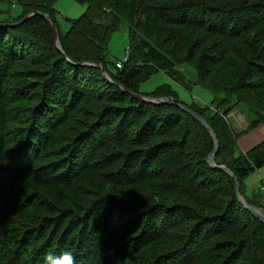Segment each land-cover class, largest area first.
Instances as JSON below:
<instances>
[{
  "label": "trees",
  "instance_id": "16d2710c",
  "mask_svg": "<svg viewBox=\"0 0 264 264\" xmlns=\"http://www.w3.org/2000/svg\"><path fill=\"white\" fill-rule=\"evenodd\" d=\"M56 1L0 0V264L62 251L76 264H264V223L207 162L210 132L131 94L201 116L215 164L264 214L243 184L264 165V141L238 146L264 124V0H75L86 10L65 31ZM31 11L53 18L60 49L41 14L14 24ZM122 25L118 68L107 43ZM157 72L211 101L186 103L168 83L139 91ZM234 109L247 117L239 131Z\"/></svg>",
  "mask_w": 264,
  "mask_h": 264
},
{
  "label": "rangeland",
  "instance_id": "374dc122",
  "mask_svg": "<svg viewBox=\"0 0 264 264\" xmlns=\"http://www.w3.org/2000/svg\"><path fill=\"white\" fill-rule=\"evenodd\" d=\"M16 2V1H15ZM15 9V5L13 6ZM12 8V9H13ZM13 9V10H14ZM55 10L57 11V22L59 29L65 31L69 27L68 19H75L81 16L85 10L86 5L80 4L75 0H57L55 3ZM129 36L126 30V26L122 25L119 30L112 33L110 36L107 47L113 60H123L126 50L128 49ZM188 68V67H186ZM194 72L192 69H187L186 74ZM168 83L177 92L179 98L186 102L192 103L193 101L198 104L204 105L211 101L212 94L203 89L202 87L195 85L191 87V90H187L176 83H173L168 76L163 72H157L153 74L149 79L142 82L139 86V91L143 93H151L158 86ZM229 121L232 123L233 128L237 131L247 126L246 113H241L239 110L234 109L229 114ZM264 176V165L254 172L250 173L243 179V184L247 189V192L257 191L259 188L262 177ZM262 212V209L260 210ZM263 213V212H262Z\"/></svg>",
  "mask_w": 264,
  "mask_h": 264
},
{
  "label": "water",
  "instance_id": "95a60500",
  "mask_svg": "<svg viewBox=\"0 0 264 264\" xmlns=\"http://www.w3.org/2000/svg\"><path fill=\"white\" fill-rule=\"evenodd\" d=\"M34 14H41L46 19H48V21L50 22V24H51V26L53 28V31H54V36H55V39H56V45L60 49L59 37H58V32H57L56 25L54 23L53 18H51L46 13H39V12L31 11L23 19H21L20 21L14 23V24L15 25H18L21 22H23L26 18H28V17H30V16H32ZM100 67H101V70H102V73L104 74V76L107 77V79L109 81H111L110 78L107 76V74L105 72V68L102 65H100ZM131 94L134 95V96H136L137 98L142 99V100H145L147 102H152V103H156V104L157 103H172V104H176L181 109H183L184 111H186L188 114H190L191 116H193L196 120H198L201 123V125L207 131L210 132V134L212 135L213 140H214V148H213L212 152L210 153V155L207 157V162L212 167L219 168V169L225 171L226 173H228L229 175H231L233 177V179L235 181V194H236L238 200L243 204V206H244L245 209H247L248 211H250L257 219H259L260 221H262L264 223V214L259 209L255 208L253 206H250L249 204H247L244 201V199L242 198V196L240 194V191H239V187L240 186H239L238 179L233 175V173L226 166H224V165H216L215 164V155H216L217 150H218V141L216 139L215 134L211 131L210 127L207 125V123L205 122V120L201 116H199L196 112H194L193 110H191L190 108H188L186 105L176 102V100L173 99V98H160V99H155V98H150V97H146V96L139 95V94H135V93H131Z\"/></svg>",
  "mask_w": 264,
  "mask_h": 264
},
{
  "label": "crops",
  "instance_id": "0c3cea01",
  "mask_svg": "<svg viewBox=\"0 0 264 264\" xmlns=\"http://www.w3.org/2000/svg\"><path fill=\"white\" fill-rule=\"evenodd\" d=\"M262 141H264V124H259L238 140L239 150L240 152H247ZM262 181H264V176L262 177ZM245 191L246 194H249L246 187Z\"/></svg>",
  "mask_w": 264,
  "mask_h": 264
},
{
  "label": "clouds",
  "instance_id": "9594fccd",
  "mask_svg": "<svg viewBox=\"0 0 264 264\" xmlns=\"http://www.w3.org/2000/svg\"><path fill=\"white\" fill-rule=\"evenodd\" d=\"M55 260V264H76L75 256L71 251H62L57 255L55 252L45 253L43 264H51Z\"/></svg>",
  "mask_w": 264,
  "mask_h": 264
},
{
  "label": "built area",
  "instance_id": "2783aa9c",
  "mask_svg": "<svg viewBox=\"0 0 264 264\" xmlns=\"http://www.w3.org/2000/svg\"><path fill=\"white\" fill-rule=\"evenodd\" d=\"M127 59H128V50H126L123 60H116V63H115L116 67L120 68L123 65V63L127 61ZM258 190L262 194V198L264 201V181L261 182Z\"/></svg>",
  "mask_w": 264,
  "mask_h": 264
}]
</instances>
